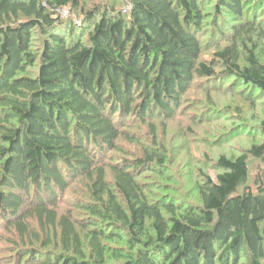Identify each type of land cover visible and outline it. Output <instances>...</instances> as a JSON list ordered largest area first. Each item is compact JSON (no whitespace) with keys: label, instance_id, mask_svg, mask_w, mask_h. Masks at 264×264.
<instances>
[{"label":"trees","instance_id":"obj_1","mask_svg":"<svg viewBox=\"0 0 264 264\" xmlns=\"http://www.w3.org/2000/svg\"><path fill=\"white\" fill-rule=\"evenodd\" d=\"M80 1L0 0V232L34 244L37 228L46 239L53 230L62 250L22 247L2 264H264V175L247 186L249 159L264 168V122L258 143L218 157L216 181L201 172L199 205L151 201L140 183L167 163L156 121H173L196 82L233 79L264 94L252 40L264 41V0L94 3L77 36L57 12ZM208 17L213 37H232L215 61L201 58ZM140 126L157 147L116 158ZM72 188L71 211L59 214Z\"/></svg>","mask_w":264,"mask_h":264},{"label":"rangeland","instance_id":"obj_2","mask_svg":"<svg viewBox=\"0 0 264 264\" xmlns=\"http://www.w3.org/2000/svg\"><path fill=\"white\" fill-rule=\"evenodd\" d=\"M127 0H81L78 8L69 6L57 12V16L64 21H73L78 25L77 36L89 24H85L83 13L95 3L107 2L117 11H123ZM213 5L207 6L212 12ZM63 14V15H62ZM82 20V21H81ZM220 28L227 31V23L220 22ZM202 33L204 52L202 60H214V54L218 46H225L232 41L230 33L221 39L218 35H211L215 31L211 17L205 21ZM66 27V26H65ZM43 38L38 36L34 49L39 51ZM257 46V56L264 64V41L259 37L252 38ZM244 57V54H242ZM215 61V60H214ZM220 68V66H218ZM223 70V69H222ZM219 71H221L219 69ZM214 84L206 80L194 84L190 92L184 98V108L173 121L162 126L161 121H156L157 143L163 147L166 153L167 163L162 168L154 171H145L140 183L151 192V201L177 202L184 205H199L200 197L198 187L203 183L202 173L216 181L220 173L216 166L219 156H236L248 149L252 144L260 141V123L264 122V94H254L239 85L233 79L222 78ZM214 85V87H213ZM132 134L136 142L120 141L121 151L115 153L116 158L131 159L142 156L144 149L153 147L152 137L147 126L135 127ZM154 147H157L154 145ZM115 158V159H116ZM249 180L247 186L253 187L256 176L264 175V168L258 161L249 159ZM71 193H73L71 195ZM79 197V196H78ZM77 198L74 189H70L66 197L59 201V214L71 211L70 199ZM79 219L85 218V213L74 211ZM39 240L22 242L17 236L2 230L0 232V264L11 262L15 259L17 249H36L48 251L51 254L61 253L58 232L51 230L48 238L36 229ZM79 231L82 233L81 228ZM83 234V249L89 257V238ZM43 242V243H42ZM48 243L47 250L43 244ZM30 243L33 246H27ZM110 249H123L126 244L114 241H103Z\"/></svg>","mask_w":264,"mask_h":264},{"label":"built area","instance_id":"obj_3","mask_svg":"<svg viewBox=\"0 0 264 264\" xmlns=\"http://www.w3.org/2000/svg\"><path fill=\"white\" fill-rule=\"evenodd\" d=\"M63 15V14H62Z\"/></svg>","mask_w":264,"mask_h":264}]
</instances>
